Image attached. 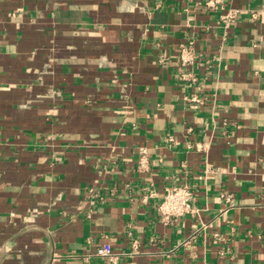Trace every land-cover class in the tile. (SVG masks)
<instances>
[{
  "label": "crops",
  "instance_id": "1",
  "mask_svg": "<svg viewBox=\"0 0 264 264\" xmlns=\"http://www.w3.org/2000/svg\"><path fill=\"white\" fill-rule=\"evenodd\" d=\"M224 7L0 0V264H264V0Z\"/></svg>",
  "mask_w": 264,
  "mask_h": 264
},
{
  "label": "built area",
  "instance_id": "2",
  "mask_svg": "<svg viewBox=\"0 0 264 264\" xmlns=\"http://www.w3.org/2000/svg\"><path fill=\"white\" fill-rule=\"evenodd\" d=\"M199 5L207 11H219V19L225 31L231 26L238 14L237 10L226 9L224 7V0H199ZM225 37L224 35V39ZM196 59L197 54L194 51L192 42L180 48L178 53V65L180 67L179 78L181 81L188 84V86L196 89L195 93L183 98L187 106L191 109H196L201 103V99L197 95L200 88L197 86V78L192 70ZM219 196L228 206L233 205V197L230 193L222 192ZM192 201L193 191L189 184L185 183L179 186L174 185L169 187L157 205L159 220L167 222L186 215H192L194 212ZM95 255L97 257L111 259V246L107 244L100 246L96 250Z\"/></svg>",
  "mask_w": 264,
  "mask_h": 264
}]
</instances>
